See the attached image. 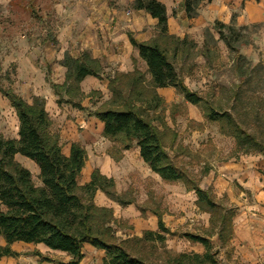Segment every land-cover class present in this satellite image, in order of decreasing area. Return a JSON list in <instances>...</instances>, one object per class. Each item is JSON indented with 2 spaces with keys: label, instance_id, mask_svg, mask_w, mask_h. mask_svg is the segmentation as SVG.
I'll return each mask as SVG.
<instances>
[{
  "label": "rangeland",
  "instance_id": "rangeland-1",
  "mask_svg": "<svg viewBox=\"0 0 264 264\" xmlns=\"http://www.w3.org/2000/svg\"><path fill=\"white\" fill-rule=\"evenodd\" d=\"M93 3L104 7L121 6L127 18H124L123 27L119 31L125 32L128 38L130 34L135 37L136 33L144 31L151 33L147 40L159 36L157 23L148 21L146 15L128 13L133 8V2L127 0H0V65L3 73L0 86H11L15 90L13 86L17 80L19 61L23 62L34 50L40 55L39 62L44 59L42 65L46 74H55V68H59L57 56L65 55L63 43L58 39L59 34L71 38L80 35L82 28L88 25V13L94 10L91 7ZM238 12L233 11L235 19ZM215 21L204 26L185 25L182 28L183 34L179 36H187L188 44L173 60L190 89L205 96L216 108L231 111L245 128L264 140V20L235 22L238 30L236 34L242 41L238 43L240 52L250 59L242 68H254L252 81L244 85L245 94L237 100L235 91L239 78L235 72L236 53L220 38L215 29ZM79 47L81 43L73 44L66 51L72 50L77 54ZM118 50L130 54L132 68L125 71L134 68L146 71L145 61L133 55L129 48L123 45ZM50 52L53 56L48 59L46 54ZM101 60L104 72L96 83L101 94H94L93 97L97 103L91 105L90 97L83 98L82 102L94 109L111 97L107 76L118 70L108 57ZM174 90L170 94L158 88L166 101L157 114L162 116L168 126L165 142L170 155L192 180L200 181L202 186H212L221 198L228 189V197L224 201L236 208L237 233L233 241L221 244L216 236L210 237V240L219 249L223 264H264V155L260 150L250 154L239 150L235 137L224 131L227 128L225 121L210 119L203 105L188 101L177 89ZM74 99L82 100V95L74 93ZM62 109V115L69 119L76 120L78 112L82 116L76 125L71 124L88 146V168H95L92 158L103 155V152L109 153L117 161L123 157L121 144L103 135L100 121L88 110L66 101ZM157 123L162 125L159 121ZM61 124V121L54 119V128L60 130ZM16 127V116L10 101L0 92V133L6 137L15 136ZM119 171L122 177L120 186L115 181L117 199L107 196L123 206H133L130 217H117L114 207L108 206L113 209L116 218L113 226L119 239L142 236L143 231L152 225L151 216L157 212L164 213L166 225L176 232L168 235L166 240L167 247L175 251L196 249L191 248L194 241L185 237L184 232L207 235L214 230L210 213L201 210L196 204L194 189H188L187 183L181 180H163L140 153L132 151ZM85 176L86 170L80 174V184L86 182ZM33 178L36 183L40 182L35 171ZM151 244L148 242L143 247L133 241L127 247L132 253L148 254L152 252ZM22 246L27 253L35 254L36 250H40L56 260L67 258L64 254L49 253L42 245ZM162 249L158 246L157 252L153 254H161Z\"/></svg>",
  "mask_w": 264,
  "mask_h": 264
},
{
  "label": "trees",
  "instance_id": "trees-1",
  "mask_svg": "<svg viewBox=\"0 0 264 264\" xmlns=\"http://www.w3.org/2000/svg\"><path fill=\"white\" fill-rule=\"evenodd\" d=\"M202 2L185 0L186 14L197 16ZM133 7L145 10L157 19L159 36L140 41L133 34L129 35L146 62V71L134 68L132 71L116 70L108 75L111 97L95 109L83 105V98L90 97L91 105L95 106L94 94H101V91L94 89L86 94L80 87L87 75L101 78L104 72L102 60L90 52L85 50L74 56L66 51L62 60L67 68L66 80L51 84L59 96V103H72L99 118L104 124L103 135L121 144V150L136 142L143 160L163 180H181L187 183L188 189H194L196 204L210 213L214 230L207 235L190 231L183 235L191 241L201 242L205 250L175 251L168 248V235L176 232L166 225L160 212L156 213L157 230L146 229L142 236L119 239L113 226L116 222L113 209L98 205L94 200L98 189L117 199L114 177L95 167L91 180L80 184L78 178L88 159L85 146L74 141L70 154H65L60 130L53 126L46 99L35 95L30 102L11 86H0V92L9 99L19 118L18 137H6L0 133V235L7 241L6 245H0V257L18 254L11 245L15 241H24L43 243L69 255L67 260H56L40 250L35 251L42 259L54 264H80L84 257V243L89 242L105 251L103 264H223L219 249L214 247L210 237L217 235L221 244L232 239L235 209L219 199L211 186L202 187L200 181L192 180L186 170L174 162L165 142L168 126L157 114L166 102L158 88L173 86L188 101L203 105L210 119L225 121L227 128L224 131L235 137L238 149L246 154L260 150L264 155V140L245 128L231 111L216 108L205 96L188 87L173 60L188 44V38L169 31L166 4L161 0H134ZM215 29L236 53L235 72L239 83L236 84L235 99H241L245 94L244 85L252 81L254 68H242L250 59L240 52L238 43L242 41L236 34L235 17L230 23L216 20ZM1 68L0 65L2 79ZM74 93L81 94L82 100H75ZM18 153L38 164L41 184L34 181L31 169L16 158ZM133 241L143 247L152 243V252L132 253L127 246ZM158 246L163 248L162 253L155 255Z\"/></svg>",
  "mask_w": 264,
  "mask_h": 264
},
{
  "label": "crops",
  "instance_id": "crops-1",
  "mask_svg": "<svg viewBox=\"0 0 264 264\" xmlns=\"http://www.w3.org/2000/svg\"><path fill=\"white\" fill-rule=\"evenodd\" d=\"M161 1H163L166 4L167 11L169 14V31L172 33H177L178 35L183 34L182 28L185 25L187 26L192 25L193 27L198 25L204 26L207 24H211V22H213L214 20H221L223 22L230 23L233 20V11H237V10H239V12L236 16L235 22L248 23L251 21L254 22V21L264 20V0H203V2L199 7V15L195 17H189L186 14L185 5H184L185 0H161ZM127 2H134V0H127ZM91 7H94V10L93 11L89 10L90 13H88V16L90 17L88 20V25L82 28L83 30L80 35L77 36L73 35L71 38L67 35L63 36V34H59L58 39L63 43L64 54L70 45L73 46V44L81 43V47H79L76 50L77 54H75L72 50H70L69 52L74 56H78L80 54L79 53L80 51L87 50L91 53L93 57L99 59L108 57L110 61L113 62L114 68H117L120 71H125L129 68H132L130 54L122 50L116 51V49L118 48L120 49L123 45H125V47L129 48L130 52L133 53V55L139 56L141 58L139 54V50L132 44L127 34L125 32L119 31L123 27L124 18H127L126 12L120 9L121 6H115V5L104 7V5L98 6L97 4L93 3ZM129 12L146 15L148 17V21H150L153 24L157 23V19L143 9H135L133 7L132 9H129L128 13ZM130 24L133 26L132 23ZM132 29H138V28H132ZM150 35L151 33L148 34L147 31H144V32L136 33L135 37L140 41H142V40H147L150 37ZM34 51H31L30 54H28L26 58L23 59V62L19 61V64L16 68L17 80L15 81L13 87L18 93H20L25 99H27L30 102H32V98L35 95L44 97L46 99V108L49 111L53 119V122L54 119H57L58 121L62 122V124L60 125L61 143H62L63 152L65 154L67 155L70 154L71 144L74 141H80L85 146L87 153H89L88 146L87 144L85 145V142L81 137V134L78 131H75L74 126L72 127L71 124L72 122L73 124L76 125L77 121H79L80 117L82 118V116H80L79 112L78 113L76 112L78 115L76 120L64 117L62 115L63 102L61 103L58 102L57 94L53 89V87L51 86V81L56 83H63L65 81L67 68L65 65L62 64L64 55L61 56L59 54L57 56L58 65H59V68H55L57 69V72L55 74L52 73L51 75H47L46 70L42 65L44 59L42 58V61L39 62L38 58L40 55L39 53H37V51L36 52ZM52 56L53 53L51 54V52L49 53V55L46 54V57L48 59L49 57ZM97 81H99V77H96L94 75H87L81 81L82 91L88 94L91 89H98L96 84ZM174 89L176 88L173 86L159 87V91H164L170 94L173 93V91H175ZM11 107L16 116V123H17L16 135L12 137H18L19 118L15 108L13 106ZM97 119L101 123L102 132H103L104 124L99 118ZM132 151L134 153H140L139 146L136 144V142H134L130 148L123 149V157L119 161L112 158L109 153L103 152V155L96 156V158H92L93 163L96 165L95 167H98L103 174L114 177L117 186H120L122 174L119 171V169L124 163V161L128 159ZM16 158L19 159V161L23 163L25 166H27L29 169H31L32 173L35 171L39 175L40 172L39 166L31 158L24 156L20 153L16 155ZM87 162L88 161H86V164L82 169V172L86 170L85 183L91 180V174L94 169V167H92L91 169L88 168ZM224 173L225 172H222V174ZM37 184H41V180ZM262 185H263L262 188L264 190V180ZM202 187H207V186H202ZM214 192L219 199L224 200L225 198L228 197L227 192L229 191L228 189H226V192L225 194H223L222 198L216 193L215 190ZM94 200L98 205L101 206H113L117 217H130L132 214V210H131L133 207L132 204L123 206L120 203H116L109 196H107V194L101 189H98L96 191ZM234 209H235V216L233 219L234 235L230 241H233L237 233L235 227L236 208L234 207ZM134 214H136V212H134ZM153 215L155 216H151L153 217L152 225L148 229L156 230L158 227V217L156 213H153ZM214 236L217 237V235H213L211 237ZM6 244H7L6 239L4 238V236L0 235V245L4 246ZM22 244L42 245L43 247L48 249V251H50L49 253L53 254V252H56V253L64 254L67 257L65 260L69 258V255L66 252L61 250L51 249L50 247H48L43 243L36 244V243H28L24 241H15L12 243L11 247L14 251H17L18 254L2 255L0 257V264H54L53 261L42 259L39 255L34 254L33 252L27 253L26 250L23 248ZM194 247L196 248L195 251L203 252L205 250L204 245L198 241L196 242L194 241V245H191V248ZM190 250H194V249H190ZM83 252H84V257L80 264H103V257L105 255V251L103 249L97 248L96 246H94L89 242H85L83 246Z\"/></svg>",
  "mask_w": 264,
  "mask_h": 264
}]
</instances>
